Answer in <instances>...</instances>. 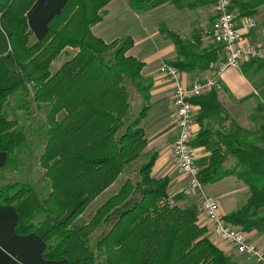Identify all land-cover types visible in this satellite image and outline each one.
I'll return each instance as SVG.
<instances>
[{"label":"trees","instance_id":"16d2710c","mask_svg":"<svg viewBox=\"0 0 264 264\" xmlns=\"http://www.w3.org/2000/svg\"><path fill=\"white\" fill-rule=\"evenodd\" d=\"M35 1L0 0V152L6 153L7 164L27 139L17 121L2 114L8 98L17 95L16 109L28 118L31 103L48 109L38 165L50 183V193L39 200L29 183L0 188V206L16 211L15 233L37 234L45 244L44 260L68 264H235L205 237L206 229L196 224L195 209L169 204L168 179L150 176L156 156L136 171L139 180L130 176V165L146 146L139 125L147 108L128 120L125 82L141 87L144 64L129 55L131 38L105 43L92 35L91 28L102 20V10L112 0H65L48 20L44 34L30 43L26 13ZM127 1L142 14L179 0ZM254 7L241 4L240 16L250 15ZM169 37L177 54L170 65L178 71H212L220 60L219 45L198 51L176 35ZM62 52L69 59L52 73L51 64ZM192 103L199 107L200 123L223 113L213 91ZM191 146H205L211 152L207 167L200 171L202 184L237 173L249 189L246 204L223 220L244 233L263 231L264 148L237 126L225 133L203 129ZM227 156L237 160L238 169H224ZM125 173L128 177L118 191L88 224H74ZM38 215L44 219L36 222ZM98 228L101 233L90 249L89 237Z\"/></svg>","mask_w":264,"mask_h":264},{"label":"crops","instance_id":"0c3cea01","mask_svg":"<svg viewBox=\"0 0 264 264\" xmlns=\"http://www.w3.org/2000/svg\"><path fill=\"white\" fill-rule=\"evenodd\" d=\"M64 1L36 0L26 13L27 25L35 41L44 34L48 20L59 12ZM215 1L179 0L177 4L167 2L146 13L138 14L130 7L127 0H112L102 10V20L91 28L92 35L105 43L128 37L133 40L129 55L144 64L141 77L149 85L148 94L146 93L149 97L148 112L155 108L159 110L155 118L146 124V155H156L150 176L155 180L168 179V202L171 206L180 209L192 208V203L200 202L201 199L186 197L182 193L187 184V177L179 172L171 158V147L178 132L172 105L174 85L169 78L159 73L158 68L162 63L170 65L177 58L175 44L169 33L194 44L198 51L208 50L214 46L203 32L215 19ZM241 4H253L255 6L253 12L248 16H240ZM234 10L238 12L239 17H250L259 27H264V0H236ZM144 16H146L145 20ZM247 40L254 45L258 44L261 41L259 32H252ZM139 45L142 49L135 53ZM145 51L146 57L143 56ZM141 58L146 59V62ZM221 61L222 56L213 65L212 71L192 73L179 71L182 85L189 86L197 79L211 76ZM260 67L264 69V58L244 61L239 70L229 68L224 71L219 78L222 91L217 93L223 113L219 117L200 123L196 120L199 111V107H196L193 140L203 129L213 132L221 129L225 133L237 126L264 148V81L259 85L254 81L260 73ZM167 93H169L168 98ZM166 101L171 104L169 110H173L172 119L170 114L169 116L167 113L161 114L160 108ZM192 155L196 165L202 170L207 167L211 152L205 146H193ZM11 163L7 164L6 153L0 152V181L10 172ZM235 165V160L230 158L223 167L230 170ZM13 169L17 171V167ZM109 189L111 187L102 195ZM203 192L207 196L216 198L218 212L222 218L241 209L250 197L247 185L237 177V173L213 183L203 184ZM17 218L16 211L12 207L0 206V264H68L67 260H44L42 253L45 244L37 234L19 236L15 233ZM197 225L210 228L209 222L202 216H198ZM246 235L258 248L264 249V230L251 231ZM207 237L235 264H256L251 257L236 253L230 245L217 242L211 236Z\"/></svg>","mask_w":264,"mask_h":264},{"label":"built area","instance_id":"2783aa9c","mask_svg":"<svg viewBox=\"0 0 264 264\" xmlns=\"http://www.w3.org/2000/svg\"><path fill=\"white\" fill-rule=\"evenodd\" d=\"M236 0H216L215 19L203 34L222 48V61L211 76L197 79L189 86L182 85L179 71L162 63L158 71L169 78L173 85L172 105L176 118L177 136L171 147V158L179 172L187 177V184L182 193L186 197L200 198V210L209 222L213 237L219 242L230 245L238 254L251 257L256 264H264V249L251 242L246 233L227 224L218 212L215 197L203 192L200 181V170L192 155L193 121L196 105L192 100L210 92L222 91L220 76L227 69L239 70L244 61L264 58V27L250 17L241 18L234 10ZM254 31L260 34V42L256 45L248 42L247 37Z\"/></svg>","mask_w":264,"mask_h":264},{"label":"rangeland","instance_id":"374dc122","mask_svg":"<svg viewBox=\"0 0 264 264\" xmlns=\"http://www.w3.org/2000/svg\"><path fill=\"white\" fill-rule=\"evenodd\" d=\"M143 18L145 20L146 16H144ZM34 41L35 40L32 37H30V43ZM141 49H142V46L139 45L135 49V53L138 51H141ZM68 50H70L71 53L74 52L72 49H68ZM143 56L146 57V51L143 54ZM65 59L68 60L69 58H67V55L62 52L52 62L50 71L54 73L57 69H59V67L64 63V61H66ZM141 59L146 62V59H143V58ZM259 70H260L259 71L260 73L258 74L256 80H254L256 81L258 85L264 81V69L262 70V68L260 67ZM137 84L138 83H132L130 81L125 82V86L129 92V104H130L129 113H128L127 118L129 121H131L132 119L136 118L139 115L140 111L143 108H147L142 120L140 121V125H139V127L143 130L144 138L146 139V124L155 118L159 110L158 108L152 109L151 107L152 110L148 112L147 105L149 104V101H148L149 97H147L146 93L148 94L149 85L148 83L146 84V80L144 79H142V81L140 82L141 87H138ZM168 96H169V93H167V98ZM18 99L19 97L17 95H14L8 98V100L6 101L4 105L5 112L3 108L2 114L5 118L6 117L10 118V119L6 118L8 121L16 120L18 122V128L22 127V129L25 130L27 139L25 142L19 144L16 147L14 154H13L12 163L10 164L11 170L8 173V175L0 181V186L5 185L6 183L7 184L29 183L30 185H32L33 189L35 190L39 200H44L47 197V195L50 193L51 186H50L49 181L43 176V170L40 169L39 165L36 166V163L38 164L37 159H39V156L42 154V151L44 149L45 142H46V131H47L46 115H47L48 109L43 104L31 103L30 105L31 115L28 118L26 115H24L22 111H19L16 109V106L19 103ZM170 107H171V104L169 105V103L166 101L164 105L161 106L160 109H162L161 114L167 113V116H169L170 114V117L172 119L173 110L170 111L169 110ZM19 123L21 125H19ZM218 131L224 132V130H221V129ZM152 156H156V155L155 154L146 155V146L138 153V156L136 157V159L132 162V164L129 167V172L131 174L130 176L132 180H139V176L136 171L139 168H141L143 165H145L146 162H148ZM230 158L234 159L235 162H237V160L233 156H227L225 158V162ZM16 167H17V171L13 169ZM238 167L239 166H237V163H236V165L233 166L231 169L233 170L238 169ZM199 170L201 171L200 168ZM127 177H128V174L126 173L125 175L120 176L116 180V182L111 186V189H109V191H107V193H105L104 195H102L103 194L102 193L101 194L102 196H99L96 200H94L86 208L84 213L75 220L74 224L79 225V226L88 224V222L91 220V218L95 214L96 210L103 204V202L108 197L112 196L114 193L118 191L121 184ZM191 206L196 211L197 219H198V216L203 217L202 212L200 210V202L195 201L192 203ZM43 219H44L43 215H38L35 217L36 222L42 221ZM196 224H197V220H196ZM205 229H206L205 237L211 236L213 240L218 242V240H216L213 237L211 229L209 227ZM208 231H210V233H208ZM100 233H101V229L98 228L90 235L89 237V248L90 249L94 248L96 240L98 239Z\"/></svg>","mask_w":264,"mask_h":264}]
</instances>
